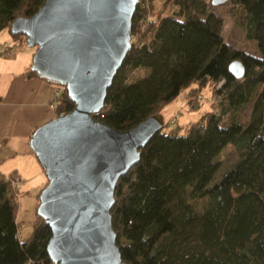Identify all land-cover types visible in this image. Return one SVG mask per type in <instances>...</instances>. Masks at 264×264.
Returning <instances> with one entry per match:
<instances>
[{"label": "trees", "instance_id": "obj_1", "mask_svg": "<svg viewBox=\"0 0 264 264\" xmlns=\"http://www.w3.org/2000/svg\"><path fill=\"white\" fill-rule=\"evenodd\" d=\"M44 1L0 0V32L26 40L11 23ZM235 1L236 20L261 56L225 41L224 19L211 10L212 1L139 0L134 12L136 39L103 108L94 113L97 119L125 130L162 112L183 89L191 88L193 98L209 82L225 81L216 88L213 109L185 131L179 123L169 130L163 125L142 147L140 161L119 178L111 212L127 264H264V0ZM235 59L246 68L241 78L229 69ZM140 66L149 72L129 81ZM28 74L40 76L33 69ZM57 85L63 87L55 104L60 114L75 102L65 85ZM246 106L247 120L224 119ZM228 144L238 148L239 158L217 177V156ZM11 176L0 174V264H56L47 250L52 229L43 216L38 213L30 237H21L19 192Z\"/></svg>", "mask_w": 264, "mask_h": 264}, {"label": "water", "instance_id": "obj_2", "mask_svg": "<svg viewBox=\"0 0 264 264\" xmlns=\"http://www.w3.org/2000/svg\"><path fill=\"white\" fill-rule=\"evenodd\" d=\"M214 5L228 0H211ZM139 0H45L11 23L36 46L31 69L65 85L75 102L38 126L30 145L48 182L38 213L52 229L47 250L56 264H127L111 208L119 178L141 159L142 147L164 125L161 112L128 129L97 119L114 76L132 48ZM238 78L245 65L233 60Z\"/></svg>", "mask_w": 264, "mask_h": 264}, {"label": "rangeland", "instance_id": "obj_3", "mask_svg": "<svg viewBox=\"0 0 264 264\" xmlns=\"http://www.w3.org/2000/svg\"><path fill=\"white\" fill-rule=\"evenodd\" d=\"M211 1V0H208ZM157 5H161V0H155ZM147 5H149V1H147ZM237 7V2L235 0H228L222 4L214 5L210 3V8L215 9V12L222 16L224 19V26H223V36L224 39L227 40L231 45L237 48H241L250 52L254 55L261 56V53L258 49L256 40H250L246 37V31L243 25H241L236 20L235 11ZM157 12V11H156ZM153 16V15H150ZM7 40H15L18 39L20 44L17 45V49L13 46L12 48L7 46L4 47L2 44ZM136 38L132 36V41ZM23 38L14 37L11 32L7 29H4L0 32V57H12V53H15L18 48L21 46V51H32L31 59L33 60V55L36 50V46H31L28 44L27 40ZM12 49V50H10ZM11 53H9L8 52ZM30 55V52H29ZM4 66L0 62V74L2 73L3 68L6 65V62H3ZM31 66V65H30ZM150 68L146 66H140L135 68L130 72L129 81H135L142 76L146 75L149 72ZM1 78V76H0ZM55 83V82H54ZM215 82H209L207 85L203 86L201 92L203 95L207 97V99H197L196 97L190 98V103H186L185 96L190 94V88L183 89L180 94L170 103H168L163 111L161 112L164 116V129L169 130L173 126L172 125V118L177 114L176 123L177 125H181L182 131H185V128L188 127L192 120H197L198 116L201 113L208 112L214 108V102L217 97L216 95V87ZM191 97V96H190ZM185 100V101H184ZM191 104V105H190ZM200 108V110L198 109ZM251 112V108L246 106L235 113L226 114L224 119L229 123L233 118L242 117L244 120L249 118ZM234 114V115H233ZM37 127L32 130V133ZM31 139V137H30ZM30 139L28 141V146L32 149L30 145ZM33 150V149H32ZM19 153V150L16 151L11 148L9 145L3 146L0 145V164H3L1 167L0 165V174H11L15 164L19 162H23V158L25 157V153H21L20 157H15ZM35 153V152H34ZM36 155V154H35ZM24 156V157H22ZM15 157V158H14ZM14 158V159H12ZM36 158L42 168V172L38 176L39 179L43 178L42 182H38L37 178H34L35 172L34 170H29L28 174L31 177L30 180L25 179L23 175L18 173H14L15 176L20 178L19 185H18V194H19V201H18V221L20 222L21 226V237L23 239H27L31 236L34 230V223L38 217V206L40 203V193L44 186L47 184V176L43 166L41 165L37 155ZM218 160L221 162V167L218 172V176L228 169L238 158H239V150L234 144H228L217 156ZM35 176V177H36ZM41 176V177H40ZM34 178V179H33ZM36 179V180H35Z\"/></svg>", "mask_w": 264, "mask_h": 264}, {"label": "crops", "instance_id": "obj_4", "mask_svg": "<svg viewBox=\"0 0 264 264\" xmlns=\"http://www.w3.org/2000/svg\"><path fill=\"white\" fill-rule=\"evenodd\" d=\"M211 10L215 11V9ZM7 39L2 44L4 47L6 42L11 41ZM32 53V51L22 52L20 46L15 53H10L12 57H6V59L0 57L3 66V62H6L0 74V96L2 97L0 99V145H9L14 150H19L15 157H20L22 152L25 153V157L22 156L23 162L15 164L11 173L16 172L28 180L31 178L28 174L29 170H34L35 176L42 172L36 153L28 146L32 130L58 115L55 107L57 83L42 76L28 74L32 65ZM189 90L191 91V88ZM185 99L186 103H190L191 99L187 98V95ZM0 165L3 166V164ZM35 176L39 183L43 181V178L39 179Z\"/></svg>", "mask_w": 264, "mask_h": 264}, {"label": "built area", "instance_id": "obj_5", "mask_svg": "<svg viewBox=\"0 0 264 264\" xmlns=\"http://www.w3.org/2000/svg\"><path fill=\"white\" fill-rule=\"evenodd\" d=\"M151 18H152V16H149V19H151ZM19 44H20V41L18 39H15L13 41L6 42V47L9 46L12 48L14 46L16 48L17 45H19ZM10 50H12V49H10ZM224 81H225L224 78H221L219 80V82L216 84V88H220L223 85ZM62 91H63V87L60 85H57V89L55 92V104H56L57 97L62 93ZM190 96H191L190 94H189V96L187 95V98H189ZM192 97H196L197 99H202V100L207 99V97L205 95H203L202 93H198L197 95L192 96ZM177 116L178 115L176 114L171 120L173 127L175 126ZM6 176L9 177V175H6ZM19 181H20L19 177L15 176V175L11 176V183H12L14 188L18 189Z\"/></svg>", "mask_w": 264, "mask_h": 264}]
</instances>
